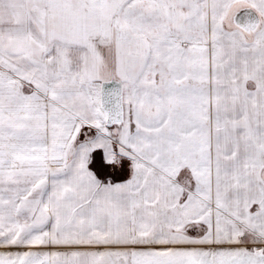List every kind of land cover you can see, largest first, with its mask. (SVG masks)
<instances>
[{"label":"snow or ice","instance_id":"obj_1","mask_svg":"<svg viewBox=\"0 0 264 264\" xmlns=\"http://www.w3.org/2000/svg\"><path fill=\"white\" fill-rule=\"evenodd\" d=\"M0 264H264V0H0Z\"/></svg>","mask_w":264,"mask_h":264}]
</instances>
